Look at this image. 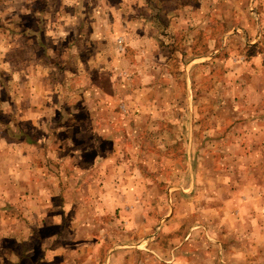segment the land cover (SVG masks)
<instances>
[{"label": "rangeland", "instance_id": "1", "mask_svg": "<svg viewBox=\"0 0 264 264\" xmlns=\"http://www.w3.org/2000/svg\"><path fill=\"white\" fill-rule=\"evenodd\" d=\"M142 1L39 11L60 51L72 21L93 20L71 48L66 86L37 60L24 82L35 131L19 124L41 135L60 106L71 115L55 127L61 155L77 157L59 183L73 197L16 188L8 232L0 202V264H264V0ZM106 62L113 81L96 72ZM109 154L112 164L92 166Z\"/></svg>", "mask_w": 264, "mask_h": 264}, {"label": "crops", "instance_id": "2", "mask_svg": "<svg viewBox=\"0 0 264 264\" xmlns=\"http://www.w3.org/2000/svg\"><path fill=\"white\" fill-rule=\"evenodd\" d=\"M41 1L45 2V6L42 4H33L34 0H0V170L5 171L4 177H1L0 202L3 203L2 217L6 218L8 221L7 224L4 223L1 227V230L4 228L3 232H8L11 224L19 217V215L14 212V209L9 206L7 207L6 204L12 203V201L16 199L12 193L16 188L19 187L24 190L26 186L29 187L31 183H35L36 188L43 193V196L45 194V201H48L49 199L47 197H52L54 189H57L60 203L62 202L63 204H65V202L70 203L73 197L72 195L69 201H65L62 198L65 186L59 183L66 178L67 173H72V170L75 169L73 168L74 164H72L71 159H77V157L75 155V150L71 148L64 154L68 157L61 155L63 152L56 137L58 131L55 127L57 120H63V115H65L64 120L71 117V115L68 114L67 110L65 112V107L61 106L58 110V117L51 118L50 113H48L50 116L45 119L46 125L44 124L42 126L43 131L41 135L28 134L19 127V124L27 122L31 125V120L34 116L30 117V113L26 109L30 107L28 96L30 97L31 94L28 88L25 87L27 85L24 82L28 81L27 83H30L33 78L31 75L34 73L38 74L39 69L35 68V66H37V60L43 57L46 61L48 72L53 73L52 75L58 73L62 76L63 79H59V81L56 82L61 86H66L67 77L70 78L74 75L66 68L69 61L73 57H76L74 53H72L73 51L71 48L79 40V37L85 35V33L79 32L80 28L84 27L85 29L89 27V22L93 20L91 18H86L84 20L83 18L77 17V22L72 21L73 26L78 31H75L76 34L73 40L69 38L65 40V43L61 45L60 51V42L62 39L56 37L55 34L57 33H53L54 42L52 45H48L45 42V36L51 37L52 33L50 29L48 32H45V28H40L41 24L38 21L40 16L39 11L44 9L45 11L42 13L51 16L52 12L55 13L54 10L56 8L61 9L62 5L71 3L59 0L58 4H60L61 7L60 5L56 7L57 3H52V0ZM76 2L82 4L83 0H76ZM77 3L76 5L73 4L72 6L64 7L65 11H77ZM142 3L144 7L148 5L151 6L148 0L142 1ZM56 13L58 12L56 11ZM147 16L150 17L152 15ZM25 18L32 20V27H29L25 23ZM60 22H62V24L66 23L65 21ZM118 39H120V42L123 41L122 38ZM97 43V41L94 43L95 47H93L92 50L94 54L92 59L98 56L99 49L97 48ZM62 51L65 52L64 55H62ZM117 58V54L113 53L110 59L116 60ZM101 59L102 58L99 59L100 62ZM183 65L186 66L185 64ZM108 66L109 63L106 62L105 65H100L96 72L99 75L102 74V77L105 79H111L112 77L110 76L111 73H109ZM87 70L89 71V69ZM182 72L185 74L184 69ZM95 80H97V78H95ZM111 81H113V78ZM112 85V87L108 86V90L110 93L114 94V98H119L116 87L114 84ZM122 98L125 99L124 97ZM102 104L103 103L100 101V105ZM113 104L115 105V103ZM55 105L58 106L60 104L56 102ZM70 107L72 108V106ZM97 107L100 106L98 105L95 108ZM51 122H53L54 125H52ZM30 127L35 131L32 125ZM61 129H63L64 132L68 128L62 126ZM113 137L114 139L116 138L115 136ZM67 138L71 139V136L64 135L63 137L66 143L65 145L68 147L69 143ZM23 150L25 153H23ZM108 156V161L100 162L97 160L94 161L92 166L101 167L102 162H104L105 166L112 164L114 158H112V154ZM19 174L20 177L23 176L22 179L15 178V176H19ZM58 185L61 186V189L59 188L60 190L57 188ZM68 189L72 192V187H68ZM71 204L75 206L79 205V203L74 202ZM18 232L21 234L20 231H16L15 233Z\"/></svg>", "mask_w": 264, "mask_h": 264}, {"label": "trees", "instance_id": "3", "mask_svg": "<svg viewBox=\"0 0 264 264\" xmlns=\"http://www.w3.org/2000/svg\"><path fill=\"white\" fill-rule=\"evenodd\" d=\"M25 251V250H24Z\"/></svg>", "mask_w": 264, "mask_h": 264}]
</instances>
